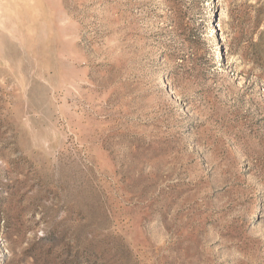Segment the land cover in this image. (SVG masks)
Listing matches in <instances>:
<instances>
[{
    "label": "rangeland",
    "instance_id": "rangeland-1",
    "mask_svg": "<svg viewBox=\"0 0 264 264\" xmlns=\"http://www.w3.org/2000/svg\"><path fill=\"white\" fill-rule=\"evenodd\" d=\"M2 264H264V0H0Z\"/></svg>",
    "mask_w": 264,
    "mask_h": 264
},
{
    "label": "bare ground",
    "instance_id": "bare-ground-1",
    "mask_svg": "<svg viewBox=\"0 0 264 264\" xmlns=\"http://www.w3.org/2000/svg\"><path fill=\"white\" fill-rule=\"evenodd\" d=\"M1 243V242H0ZM4 250H2L1 244H0V264H2L3 260H4V255L5 253L3 252Z\"/></svg>",
    "mask_w": 264,
    "mask_h": 264
}]
</instances>
